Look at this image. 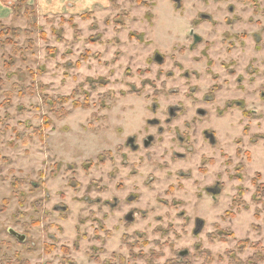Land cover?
<instances>
[{
	"label": "rangeland",
	"instance_id": "374dc122",
	"mask_svg": "<svg viewBox=\"0 0 264 264\" xmlns=\"http://www.w3.org/2000/svg\"><path fill=\"white\" fill-rule=\"evenodd\" d=\"M18 1L0 264H264V0Z\"/></svg>",
	"mask_w": 264,
	"mask_h": 264
},
{
	"label": "water",
	"instance_id": "95a60500",
	"mask_svg": "<svg viewBox=\"0 0 264 264\" xmlns=\"http://www.w3.org/2000/svg\"><path fill=\"white\" fill-rule=\"evenodd\" d=\"M176 1L178 2V0H176ZM195 39L197 40V38H195ZM157 60L159 62H162V58H158ZM170 111H171L170 114L172 115L173 114V110L171 109ZM154 122H156V120ZM151 140H152V137L149 136L147 138L146 142H145V145L147 144V141L150 142ZM128 142H133V139L130 138L128 140ZM131 219H132V217H130V216H127L126 217V220H131ZM8 231H9L10 235L13 236V237H15L19 242H23L25 240V235H23V234L15 231L14 229H9Z\"/></svg>",
	"mask_w": 264,
	"mask_h": 264
},
{
	"label": "flooded vegetation",
	"instance_id": "af4514ba",
	"mask_svg": "<svg viewBox=\"0 0 264 264\" xmlns=\"http://www.w3.org/2000/svg\"><path fill=\"white\" fill-rule=\"evenodd\" d=\"M149 136L152 137L151 135H147V137L143 139V145H144V146H147V145L149 144V142L147 141V144L145 145V142H146V140H147V138H148ZM130 138L133 139V142H128V140H129ZM152 139H153V138H152ZM125 143H126L127 145H129L132 149L137 148V145L134 143V138H133V137H128V138L126 139V142H125Z\"/></svg>",
	"mask_w": 264,
	"mask_h": 264
},
{
	"label": "trees",
	"instance_id": "16d2710c",
	"mask_svg": "<svg viewBox=\"0 0 264 264\" xmlns=\"http://www.w3.org/2000/svg\"><path fill=\"white\" fill-rule=\"evenodd\" d=\"M23 0H19L18 2H22ZM13 30V29H12ZM13 187V186H12ZM2 202H3V204H2V206H0V212H2L4 209V206L7 204V199H3L2 200ZM2 210V211H1ZM258 245H259V243H257V244H255V245H253V246H256V247H258ZM243 250V247H242V249H241V251ZM262 259L264 260V257H262Z\"/></svg>",
	"mask_w": 264,
	"mask_h": 264
},
{
	"label": "crops",
	"instance_id": "0c3cea01",
	"mask_svg": "<svg viewBox=\"0 0 264 264\" xmlns=\"http://www.w3.org/2000/svg\"><path fill=\"white\" fill-rule=\"evenodd\" d=\"M3 0H0V14H3L4 12L6 13V5L3 4Z\"/></svg>",
	"mask_w": 264,
	"mask_h": 264
}]
</instances>
